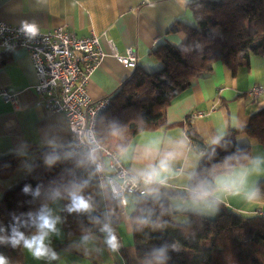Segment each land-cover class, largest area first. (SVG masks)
<instances>
[{
    "label": "trees",
    "instance_id": "obj_1",
    "mask_svg": "<svg viewBox=\"0 0 264 264\" xmlns=\"http://www.w3.org/2000/svg\"><path fill=\"white\" fill-rule=\"evenodd\" d=\"M188 9L193 23L177 22L169 32L184 34L185 44L157 46L151 57L158 69L150 72L137 67L110 97L111 105L97 125L99 143L119 156L143 133L183 128L200 162L187 194H167L182 199H191L192 189L222 165L226 157H237L240 164H248L253 149L238 147L240 134L264 149V110L251 116L247 129L231 131L219 144H208L195 132L192 116L181 124L167 123V110L197 79L210 74L215 63H222L235 73L240 68L249 69L253 57H264V0H195ZM7 57L8 54L0 55V68L7 64ZM36 156L25 181L0 198V236L11 237L13 218L18 217L20 231L30 237L36 228L28 221L27 214L48 207L57 198L56 191L61 193L58 198L63 206L61 219L66 244L85 236L107 234L101 231L104 224L115 229L117 222L107 223L104 217L101 184L83 156H72L68 147H45ZM49 156L57 157L51 165L47 163ZM25 158L23 153L0 157V180L10 179ZM85 181L83 195L91 198L93 211L70 213L66 190ZM26 187L30 189L27 193ZM260 188L264 189V182ZM219 206L213 219L185 214L186 222L181 223L177 219L180 214L172 212L169 200L141 198L130 216L138 263L160 264L154 253L164 249L162 264H264V217L257 214L244 217L224 205ZM22 246L0 243V256L8 264H24Z\"/></svg>",
    "mask_w": 264,
    "mask_h": 264
},
{
    "label": "crops",
    "instance_id": "obj_2",
    "mask_svg": "<svg viewBox=\"0 0 264 264\" xmlns=\"http://www.w3.org/2000/svg\"><path fill=\"white\" fill-rule=\"evenodd\" d=\"M195 0H0V20L13 25L34 24L44 32L64 28L78 36L92 34L99 38L104 58L89 79L87 91L93 101L113 97L134 70L121 65L110 53L108 41L114 43L116 51L125 55L128 49L139 57L138 67L153 72L158 69L151 52L167 43L181 47L184 34H170L177 23L192 24L188 6ZM4 54L0 50V55ZM8 54V61L0 68V90L6 88L20 94L21 109L17 112L4 104L0 98V157L23 153L25 161L8 180H0V198L4 193L16 189L32 170L36 152L45 147L67 148L70 134L65 120L59 116H48L37 106L35 86L38 83L29 54L15 50ZM258 87L263 94L258 99L249 96L252 88ZM264 110V57H253L250 68H240L235 73L222 63H215L213 71L197 79L191 88L167 110L169 125L181 124L193 114L204 113L202 118H192L193 129L208 144L214 139L221 141L231 131L248 128L252 115ZM238 147L251 146L253 157L261 158V172L250 177L249 186L259 190L256 202L249 203L242 196H221L214 212L195 210L191 199L168 197L185 195L200 157L193 152L185 130L180 127L141 134L124 154L120 155L124 166L138 178L140 173L168 152L177 153L172 162L177 175L165 185L157 186L155 192L147 191L144 197L150 200H169L172 212L196 214L213 219L220 204L240 216L251 217L257 211L264 213V149L245 134L237 137ZM102 187L103 214L107 221H116L113 230L119 248L112 250L106 243L107 234L82 238L66 244L62 227L61 200H53L48 206L54 216L60 218L57 232L50 234L46 243L57 254V259H36L22 246L24 264H139L133 247L130 216L141 198L127 196L126 208L111 197L110 190ZM137 198V199H136ZM36 233V230L32 235ZM31 235V236H32ZM66 244V245H65Z\"/></svg>",
    "mask_w": 264,
    "mask_h": 264
},
{
    "label": "built area",
    "instance_id": "obj_3",
    "mask_svg": "<svg viewBox=\"0 0 264 264\" xmlns=\"http://www.w3.org/2000/svg\"><path fill=\"white\" fill-rule=\"evenodd\" d=\"M35 37L23 31V25L8 24L0 20V50L7 54L25 50L30 57L36 77V104L48 116H61L68 128V148L72 156H83L94 169L101 185L106 186L114 201L126 208V197L143 198L147 195L141 181L123 165L120 156L103 147L97 138L100 116L110 107L111 98L93 101L87 91L90 77L100 66L104 53L99 38L92 34L78 36L74 31L58 28L44 32L40 28ZM110 53L124 67L135 70L139 57L132 49L125 55L117 53L113 41H108ZM263 90L255 87L249 96L258 99ZM0 98L14 112L21 109L20 94L1 88ZM204 113L193 114L202 118ZM264 217L262 211H257ZM121 264H128L123 262Z\"/></svg>",
    "mask_w": 264,
    "mask_h": 264
},
{
    "label": "clouds",
    "instance_id": "obj_4",
    "mask_svg": "<svg viewBox=\"0 0 264 264\" xmlns=\"http://www.w3.org/2000/svg\"><path fill=\"white\" fill-rule=\"evenodd\" d=\"M23 31L29 37H35L38 34V29L34 24L24 23ZM213 144H219V139L211 141ZM177 153L168 152L161 158L157 165L151 166L140 173L139 177H133L132 183H136L139 179L150 191L155 192L157 186L165 185L169 179L177 175L173 167V161L176 159ZM57 157L49 156L47 163L50 165L55 162ZM261 158L255 157L249 159L248 164H240L237 157H226L222 165L217 166L209 177L201 180L191 192V203L195 210L207 211L209 213L215 211V207L220 202L221 196H242L249 203H254L259 197V190L254 186H249L250 177L254 174H259L262 170L260 167ZM84 184L72 185L68 188L67 196L70 200L68 211L86 214L93 211L91 198L83 195ZM27 193L30 191L28 187L24 189ZM39 189L35 195H39ZM61 193L56 191L54 196L59 197ZM28 221L36 228V233L32 236H26L18 225L21 221L18 217H14L15 224L12 226L11 237L0 236V243H11L13 247L23 245L33 257L36 259H57V254L49 247L46 241L50 234L57 232V224L60 218L54 216L51 209L47 206H42L36 213H28ZM28 221L24 222L27 226ZM101 231L107 233L106 243L112 250L119 248V242L116 235L109 224H104ZM85 241L88 236L83 238ZM175 247V245H173ZM154 255L157 257L160 264L165 257V250H157ZM0 264H8L5 257L0 256Z\"/></svg>",
    "mask_w": 264,
    "mask_h": 264
},
{
    "label": "rangeland",
    "instance_id": "obj_5",
    "mask_svg": "<svg viewBox=\"0 0 264 264\" xmlns=\"http://www.w3.org/2000/svg\"><path fill=\"white\" fill-rule=\"evenodd\" d=\"M137 199V198H136ZM55 200H59V198L57 197V198H55ZM180 222L182 223V222H186V220H183V221H181L180 220Z\"/></svg>",
    "mask_w": 264,
    "mask_h": 264
}]
</instances>
